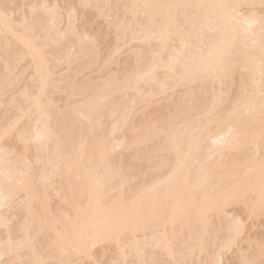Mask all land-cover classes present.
Returning <instances> with one entry per match:
<instances>
[{
  "label": "bare ground",
  "instance_id": "bare-ground-1",
  "mask_svg": "<svg viewBox=\"0 0 264 264\" xmlns=\"http://www.w3.org/2000/svg\"><path fill=\"white\" fill-rule=\"evenodd\" d=\"M45 3L77 5L71 24L88 39H61L59 33L69 28L67 11L55 29L37 33L39 51L26 46L30 32L5 33L0 25V145L10 161L0 154V201L7 198L0 208V251L30 228L40 255L60 259V249L68 247L62 258L80 264L85 257L72 250L76 231L102 217L98 207L136 200L141 212L126 221L125 251L100 243L93 249L100 264H164L173 254L187 264H207L240 219L244 238L222 257L224 264L231 256L239 264L241 251L264 239V231L248 233L258 223L264 226L258 181L255 196L243 182L249 156L260 150L258 136L257 143L241 138L226 151L213 141L227 136V114L242 90L259 97V24L252 39L225 50L217 24L223 10H173L175 23L162 38V19L145 27V13L160 10L142 6L239 5L234 27L242 33L244 17L254 14L259 21L264 15L261 0H0V6H14L7 12L17 23L32 17L26 6ZM82 3L93 7L79 8ZM42 78L45 94L38 106L33 97ZM214 105L216 116L209 120ZM13 124L16 130L3 138ZM258 167L257 157L256 176ZM154 185L159 202L145 194ZM206 194L212 206L207 215L201 211ZM201 237L203 253L195 243ZM2 259L9 264L15 257Z\"/></svg>",
  "mask_w": 264,
  "mask_h": 264
},
{
  "label": "snow or ice",
  "instance_id": "snow-or-ice-1",
  "mask_svg": "<svg viewBox=\"0 0 264 264\" xmlns=\"http://www.w3.org/2000/svg\"><path fill=\"white\" fill-rule=\"evenodd\" d=\"M14 7L13 5H2L0 6V25L3 26L5 33L16 34V29H24L25 32L32 34V40L27 42L28 47L34 51H39L36 47V42L41 38L38 32H50L56 28L58 22L63 21V13L67 11L69 18V28L59 35L61 39L66 41L72 38H79L83 42L88 37L85 33L78 32L77 29L72 27L71 21L77 9V5L65 4L63 6L40 4V5H28L26 6L31 12L32 17L29 18L27 15L22 17V21L17 23L14 16L9 15L7 12L8 8ZM79 8L88 9L93 7L90 4L82 3L78 6ZM98 10L101 6H95ZM111 7L109 5L104 8ZM119 7V6H117ZM146 9L160 10V14H148L145 13V27L153 28L158 19H162L161 37L168 35V30L175 23L176 17L173 15V10H192L193 12H201L204 9L216 8L223 10L222 15L217 17V24L220 26V47L227 50L234 46L238 40H247L253 38L252 29L254 25L259 24L260 30V41H259V83L260 92L257 97L255 91L249 92L242 90L241 96L232 105L231 110L228 112L229 128L226 137H221L219 140H214L213 144L219 145L221 151L230 150L234 143H237L243 138L244 140H251L252 143H257L258 136V147L259 152L253 153L248 158L247 171L244 174V184L248 191L255 196V185L258 181L259 184V211L260 215L264 217V15H262L257 21L255 16L244 17L242 22L247 27L243 29L241 33L234 27L236 21L235 11L239 5H205V4H158V5H143ZM254 7V6H252ZM261 8L264 9V0H261ZM38 13L41 14L38 16ZM103 15V13H101ZM80 23H85L84 20H79ZM87 24L85 23V29ZM94 43V42H93ZM174 70V69H172ZM214 71V69H209ZM253 84L255 83V76H252ZM45 81L42 78L41 87L38 93L33 97L37 105L45 94ZM215 105L213 110H209L206 113V117L211 120L215 118ZM243 125V128H241ZM16 130L15 124L6 128L3 133V138H7ZM235 133V135H234ZM0 154H3V159L6 164L9 161L8 149L0 145ZM259 158L258 176L254 175L257 171L256 160ZM178 168L173 169L169 179L176 177ZM168 181H163L162 184H166ZM11 183V181H10ZM23 183V181H21ZM159 186H153L152 188L146 189L145 194H151L159 202L160 193L157 191ZM225 197L230 196V192L223 193ZM211 195L206 194L203 201V208L201 211L207 215L212 211L210 204ZM7 204V198L5 197L0 201V208H3ZM249 207L251 215L255 214V209ZM158 207L163 219V207L158 203ZM31 209L29 208V211ZM98 211L102 212V217L95 220L92 223H85L75 233V240L77 246L72 250L76 251L78 255L85 257L84 260L80 261V264H100L93 256V249H95L100 243L109 242L114 243L118 250L121 252L125 251L122 247L121 241L123 236L128 231L127 219H130L132 214H139L141 208L138 206L137 201L133 200L131 205H122L119 208L113 205L111 208H99ZM166 228V225H165ZM244 223L240 219L234 221L233 235L224 243H218L213 248V258L207 262V264H224L222 259L225 252H231L240 246V241L244 238ZM155 247L158 249L161 247L159 241H155ZM201 253L205 250L206 240L201 237L195 241ZM252 244V242H249ZM164 247L171 253L172 245L165 242ZM147 248V245H146ZM258 250V258L256 252ZM60 259H50L40 255V252L36 246L35 241L31 236V229L26 228L24 233L15 242L11 239L8 241V246L0 251V264H4L2 259L3 256L15 257L10 260L9 264H73L72 261L63 259L62 257L68 254V247L60 249ZM144 255L143 252L140 253ZM112 264H121L120 261L114 260ZM139 264H161L160 261L153 260L151 262L141 259ZM164 264H187L186 260H177L173 254L172 258ZM239 264H264V239L260 240L258 244L250 247L248 251H241Z\"/></svg>",
  "mask_w": 264,
  "mask_h": 264
},
{
  "label": "rangeland",
  "instance_id": "rangeland-1",
  "mask_svg": "<svg viewBox=\"0 0 264 264\" xmlns=\"http://www.w3.org/2000/svg\"><path fill=\"white\" fill-rule=\"evenodd\" d=\"M256 224H257V223H256ZM260 225H261V223H258L256 226H254L253 229H250L251 227H249V228H248V229H249V232H248V231H247V232H248L250 235H252V236H253V235H256V234H259V232L264 231V226H263V224H262V226H260ZM231 255H232V254H231ZM227 258H228V259L226 260L227 263H228V261H230V259L232 258V260H231L230 262H231V264H233V260H234L233 256H231V258H230V255H229V257L227 256ZM229 258H230V259H229ZM230 262H229V263H230ZM229 263H228V264H229Z\"/></svg>",
  "mask_w": 264,
  "mask_h": 264
}]
</instances>
